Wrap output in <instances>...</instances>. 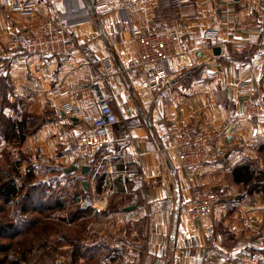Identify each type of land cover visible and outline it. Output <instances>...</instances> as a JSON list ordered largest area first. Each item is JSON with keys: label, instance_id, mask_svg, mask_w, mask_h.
<instances>
[{"label": "crops", "instance_id": "crops-1", "mask_svg": "<svg viewBox=\"0 0 264 264\" xmlns=\"http://www.w3.org/2000/svg\"><path fill=\"white\" fill-rule=\"evenodd\" d=\"M124 4L135 26L179 28L190 51L174 62L169 85L148 84L139 70L118 72L133 45L127 31L112 34L109 26L121 22ZM88 5L87 0L39 1L28 16L0 8V77L9 85L2 111L13 118L28 109L40 121L21 141L35 161L28 171L36 176L23 182L58 186L51 198L41 193L35 209L17 208L9 216L11 229L19 221L23 226L22 233L7 237L22 242L15 252L23 253L19 264H264V191L248 193L243 180L234 179L239 168H264V113L246 112L250 100L264 96V54L237 48L241 39L264 38V0H95L91 9ZM57 10L65 12L77 39L72 55L29 54L27 39ZM212 29L219 39L204 40ZM11 40L17 48L9 46ZM222 40L228 41L227 55L214 54ZM98 71L113 94L114 140L91 158H79L74 146L87 125L62 114L55 103L73 91L91 111L88 86ZM54 87L61 91L57 99L46 94ZM187 123L210 138L196 182L221 194L209 216L200 219L180 206L188 184L175 151L165 148L174 129ZM72 164L75 168L65 172ZM82 164L89 165L84 174ZM128 174L144 180L137 183ZM109 188L114 191L108 201L98 204ZM37 229L45 237L41 243L27 236Z\"/></svg>", "mask_w": 264, "mask_h": 264}, {"label": "built area", "instance_id": "built-area-1", "mask_svg": "<svg viewBox=\"0 0 264 264\" xmlns=\"http://www.w3.org/2000/svg\"><path fill=\"white\" fill-rule=\"evenodd\" d=\"M39 1L52 0H0V8L10 13L28 16L36 12ZM121 7L123 10L121 22L111 24L109 30L112 34L127 31L128 39L133 47L130 51L131 55L124 66L118 69V72L139 70L146 83L169 85L175 74L174 62L186 59L190 51L182 40L179 28L173 25L171 27L135 26L128 16V7L125 4ZM122 22L127 24L124 26ZM1 25L0 14V27ZM203 39L206 41L218 40L217 30H207ZM119 41L122 42L123 38H119ZM227 42L226 40L219 42L220 52L225 55L228 53ZM8 44L15 48L18 47L15 40H11ZM76 46V36L68 28V20L63 10H57L53 14L45 16L39 24L38 31L33 33L24 45L29 54L55 55L62 58L70 57ZM237 48L241 50L255 48L257 52L264 54V38L255 42L241 39ZM105 80L106 77L101 71L91 77L88 86L92 99L91 111H85L84 101L75 97L73 91L68 92L66 99L55 103L56 108L62 114L85 121L87 128L76 139L77 147L83 154L82 157L85 158H91L97 150L114 140L110 132L118 118L111 106L113 94L106 88ZM46 94L52 99H57L61 91L54 87L47 90ZM246 112L253 116L264 113V96L258 95L250 100ZM125 138L129 142L131 141L130 136ZM209 139L204 129L192 124H184L174 129L165 146V148L175 151L179 167L183 169L188 184V194L180 206L190 217L199 219L209 216L213 206L221 197L216 187L212 185L200 186L196 182V174L205 158ZM127 176L137 183L144 180L140 174H128ZM113 191L112 188H109L102 192L98 204L106 203ZM107 240L118 242L115 237H109ZM262 241L264 242V238Z\"/></svg>", "mask_w": 264, "mask_h": 264}, {"label": "trees", "instance_id": "trees-1", "mask_svg": "<svg viewBox=\"0 0 264 264\" xmlns=\"http://www.w3.org/2000/svg\"><path fill=\"white\" fill-rule=\"evenodd\" d=\"M3 79V80H2ZM0 80L3 82L2 86L5 87L4 89H8V81L6 77H0ZM5 90V92H6ZM3 91V90H0ZM3 96V95H2ZM2 96H0L2 100ZM4 103V101L2 100ZM4 106V105H3ZM3 106H0V117L5 120L4 126V138L7 141H12L19 139L20 141L24 140L25 137L28 134L34 133V131L39 126V119L38 116L32 114V113H26L24 111L20 112L15 117H3L2 108ZM243 168V167H242ZM242 168L237 169L241 173L236 174L234 173V179H240L243 180L244 185L246 186V190L248 193H252L255 191H264V168H259L256 171H246L244 172ZM241 170L243 172H241ZM30 174L29 177L26 176L25 179H32V173L31 171H28ZM6 179L2 182H0V198L3 199V201L8 202L11 199H13L14 196L20 190L23 188L24 185H29L28 183L20 184L19 186H16L15 179L13 177H9L8 175H5ZM36 183V182H35ZM33 183L34 185H30L29 189L25 191V193L22 194V201L20 200L19 204V210L21 211H27L28 209H35V207H38L41 204L40 194L43 193V187L46 189V185H42L39 183ZM33 190L37 192L39 190L38 194H32ZM21 199V198H20ZM50 199V198H49ZM13 225V222L6 221L4 223H0V238L4 237L7 239V237H12L13 233H22L23 226L21 225L20 221L16 224V229H11V226ZM22 242L20 240L13 242H1L0 241V253H2L3 256L0 257V264H19L21 261V258H23V253L21 252L20 255H17L15 253V249L17 246H21ZM9 251L14 252L13 254H10ZM17 252V251H16ZM22 255V256H21Z\"/></svg>", "mask_w": 264, "mask_h": 264}, {"label": "rangeland", "instance_id": "rangeland-1", "mask_svg": "<svg viewBox=\"0 0 264 264\" xmlns=\"http://www.w3.org/2000/svg\"><path fill=\"white\" fill-rule=\"evenodd\" d=\"M42 55L46 56V54H42ZM2 83L3 82L0 80V90H3V91H0V96H2L6 90V89H4L5 87L2 86L3 85ZM16 101H17V99L14 100V103L12 105V107L15 108V110L11 109L13 112H17L18 105H17ZM6 103H7V101H5V103L0 101V106L5 105ZM10 108H11V106H10ZM19 111L20 112L24 111L26 113H32V114L36 115V113L29 112L28 109L26 110L24 108H21ZM8 112L11 113L10 111H8ZM1 113H2L3 117H7V114L5 113L4 110ZM9 117H11V116H9ZM4 123H5V120H3L0 117V182L4 181L6 179L5 175H8L9 177H13L17 181H21L20 184H23V180L26 178V176L27 177L30 176V174L28 173V169L33 167L30 164L35 163V161L33 158L31 159V156L28 152H26L24 149H22V144H21V141L19 139H16V140L14 139L12 141L5 140L4 135H3L5 131H4V128L2 127V126H4ZM125 137H128V136H125ZM74 147L77 150L76 155L79 158H81L83 156V154L80 153V150L78 149V147L76 145ZM49 162H51L49 165V168L53 170V168L55 167L54 161L52 159H50ZM35 177L36 176H34L32 178H35ZM42 185H46V184L43 183ZM16 186H19V185H16ZM29 186L30 185H24L23 188L21 189V191L16 194V198L8 203L7 207H4L5 201H3V199L0 198V213H2V211L4 212V213H2V215H0L1 216L0 217V223H4V222L8 221L9 219H12L9 216L11 214H14L13 212L17 208H19L20 200L22 201V194L25 193V191L29 189ZM42 187L44 188L43 191L46 194H50V198H51V195L54 196V193H56L57 188H58V186H53V188L51 187L49 189H45L44 186H42ZM38 193H39V190H37V192H36V190L35 191L33 190V192H32V194H35V195ZM81 227L83 228V224H81ZM41 231L42 230L37 229L31 233H28L27 236L29 238H32L34 241L41 243V240L44 241V238H45L42 235V233H40ZM23 239H24V237H23ZM0 241L1 242H7V239L4 237H1ZM117 241H119V240H117ZM18 250L19 249L16 248L15 252ZM9 252H10V254L14 253L12 251H9ZM1 256H3L2 253H0V257Z\"/></svg>", "mask_w": 264, "mask_h": 264}, {"label": "water", "instance_id": "water-1", "mask_svg": "<svg viewBox=\"0 0 264 264\" xmlns=\"http://www.w3.org/2000/svg\"><path fill=\"white\" fill-rule=\"evenodd\" d=\"M94 2H95V0H92V2L89 1V0H87V3L89 4L88 6H89L90 9L92 8V5L94 4ZM212 51H213L214 54H219L220 51H221V49H220L219 46H214L213 49H212ZM71 117H72V116H71ZM71 119L74 120V121L77 120V118L74 117V116H73ZM74 168H75V165L72 164L70 167L65 168V172H69V171L73 170ZM88 168H89V165H88V164H82L81 167H80V173H81V174H84ZM87 184H88V183L86 182V179L84 178V179L82 180V185H83V188H84V189H86V185H87ZM131 208H133V206H129V207H127L126 209H131Z\"/></svg>", "mask_w": 264, "mask_h": 264}]
</instances>
